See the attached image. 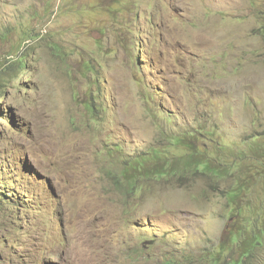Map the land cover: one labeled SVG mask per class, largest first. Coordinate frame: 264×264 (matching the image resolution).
Returning <instances> with one entry per match:
<instances>
[{
  "label": "rangeland",
  "instance_id": "1",
  "mask_svg": "<svg viewBox=\"0 0 264 264\" xmlns=\"http://www.w3.org/2000/svg\"><path fill=\"white\" fill-rule=\"evenodd\" d=\"M0 264H264V0H0Z\"/></svg>",
  "mask_w": 264,
  "mask_h": 264
}]
</instances>
